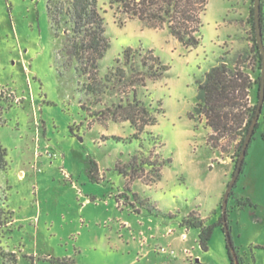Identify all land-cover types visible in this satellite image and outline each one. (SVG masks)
<instances>
[{
	"label": "rangeland",
	"instance_id": "1",
	"mask_svg": "<svg viewBox=\"0 0 264 264\" xmlns=\"http://www.w3.org/2000/svg\"><path fill=\"white\" fill-rule=\"evenodd\" d=\"M53 1L57 10L69 3ZM47 2L0 0V141L9 168L0 173L14 186L19 216L27 217L12 223L7 186L1 187L0 237L14 234L11 246L25 245L34 255L22 264H156L176 254L177 264H232L222 227H214L204 251L195 242L199 230L181 224L190 214L206 225L222 216L218 203L235 171L242 128L223 135L204 114H194L197 81L223 61L249 76L247 100L258 103L263 59L250 19L254 0H208L202 40L193 48L166 27L122 23L110 0H98L111 45L94 79L79 74L76 60L62 51L70 24L57 14L60 24L53 26ZM128 47L137 52L125 59ZM153 58L169 67L157 79L150 77L160 68ZM87 85L100 90L94 95ZM137 102L150 112L140 111L139 123L157 118L143 131L124 119V109ZM258 121L228 200L230 234L243 264H264V104ZM143 161L154 168L143 169ZM149 219L169 225L168 237L154 241L144 226ZM10 250L0 252V264L3 257L16 263Z\"/></svg>",
	"mask_w": 264,
	"mask_h": 264
},
{
	"label": "trees",
	"instance_id": "2",
	"mask_svg": "<svg viewBox=\"0 0 264 264\" xmlns=\"http://www.w3.org/2000/svg\"><path fill=\"white\" fill-rule=\"evenodd\" d=\"M263 1L261 0V20L264 31ZM110 4L111 6H116L118 13L123 16L122 23L126 20L138 19L149 28L166 27L169 33L187 48L199 45L202 40V16L207 10L208 0H110ZM56 7L57 5H55L53 0H48L47 10L53 26L57 28L60 24L57 14H62V17H66V23L70 24L69 30H64L66 43L62 51L70 59L76 60V69L79 74L87 76L89 79H94L99 74L100 62L111 45V40L107 33V23L98 0H69L66 8L61 7L60 10H57ZM251 15L250 19L255 29L254 9H251ZM256 47L260 58L263 59L257 44ZM133 52L137 51L128 47L125 49L123 57L127 59ZM153 59L158 62L160 68L150 74V77L157 79L169 67L161 64L159 58ZM257 83L260 85L261 76L258 78ZM197 84V106L194 107V114L195 111L197 114H204L210 121L209 123L214 131L223 135L231 134L238 128H242V134L240 133L242 137L236 152L237 158L235 162L237 163L243 142L257 111V104L249 106L247 100L250 89L253 86L251 79L240 69L236 67L231 69L227 63L222 61L212 66L203 78L197 81ZM86 90L96 95L100 89L96 86L87 85ZM139 105L137 102L134 105L127 106L124 109L127 112L124 119L129 120L137 131H143L147 125H155L157 118L154 116L142 124L139 123V118L137 117L140 111L145 115L150 114L146 107L140 108ZM118 108H121V105ZM113 118H117L116 113H113ZM258 127L259 121L257 122L256 130ZM6 156L7 151L0 141V169H4L7 166ZM90 165L91 176L93 179H97L99 174L98 165L93 160L90 161ZM153 165L155 164L143 161L140 167L143 169L148 166L154 168ZM136 168L137 166L133 164L132 171L136 170ZM120 171L125 174L122 169ZM157 179H161V174H157ZM232 194L231 192L230 196ZM137 195L136 192L133 193L135 199ZM220 207L222 209V202ZM181 225L199 230L198 244L204 251L208 250L214 227L220 226L225 230L223 216L219 218L217 223L206 225L198 216L194 218V214H190L182 220ZM227 248L231 263L234 264L229 244H227ZM236 254L238 256L237 251ZM238 260L239 264H243L240 257Z\"/></svg>",
	"mask_w": 264,
	"mask_h": 264
},
{
	"label": "crops",
	"instance_id": "3",
	"mask_svg": "<svg viewBox=\"0 0 264 264\" xmlns=\"http://www.w3.org/2000/svg\"><path fill=\"white\" fill-rule=\"evenodd\" d=\"M223 162H229L230 164H232V161L229 160V158H226V160H224ZM7 169L8 168V163H7ZM6 171V169H0V172H3V171ZM231 171V168L229 166L227 172L225 173V175H228ZM25 175H26V171L24 169H21L19 171V174H18V179L19 180H23L25 178ZM1 173H0V188L1 187H6L7 186V198L5 199V206L8 207V209H10L11 211H13V215H14V219L12 221L13 224H16L18 223L19 221L21 222L22 220L26 219L27 217H23L21 218L19 216V211L16 209L15 207V203H14V195L13 193H11V191L14 189V186H9L7 184V182L4 181V179L1 180ZM3 185V186H2ZM223 185H225V181L223 182ZM227 187V186H226ZM15 193V191H14ZM225 193V192H224ZM224 193L220 199V202L218 203V206H220V203L222 202L223 200V196H224ZM28 208H26V212H27ZM26 216L27 213H26ZM29 218V217H28ZM202 219H205L204 217L201 216ZM148 223V229L151 230L152 232V235L155 236L154 237V241L157 240L158 238H161V237H168V227L169 225H167L165 222H163V220H159V221H154L152 219H149L148 221H146V223H144V226L147 225ZM2 232V236L0 237V252L1 254L3 255V249L5 248H8V249H11L10 251H13V253H16V263L15 264H22L24 262V259H28V258H33L34 255L31 254V252L27 251V249H25V245H21L20 248H17V249H14L15 248V244H13V247L11 246L10 242L11 241H8V238H12L14 239V234L11 233V236L9 237L8 236V232ZM189 235V234H188ZM198 237L195 238V242L198 244V241H197ZM134 242H137L136 240ZM118 245H123L122 243L118 242L117 243ZM120 245L118 248H120ZM140 245V244H139ZM199 245V244H198ZM128 246H131V243H128ZM143 249V248H142ZM195 249V248H194ZM145 255L146 257L148 258V263H151L152 262V258H151V249H148V250H145ZM177 255V254H176ZM176 255H171V259H165V260H162L160 262H157L156 264H177L178 263V259L176 257ZM192 259L194 258L196 263H199V259L196 257V256H199V254H196L195 251L192 253ZM25 257V258H24ZM4 259V264H7L5 262V257H3ZM132 264H134V262H132Z\"/></svg>",
	"mask_w": 264,
	"mask_h": 264
},
{
	"label": "water",
	"instance_id": "4",
	"mask_svg": "<svg viewBox=\"0 0 264 264\" xmlns=\"http://www.w3.org/2000/svg\"><path fill=\"white\" fill-rule=\"evenodd\" d=\"M261 0H254V19H255V30H256V42L258 44V47L260 49V52L262 54L263 60H262V71H261V83L259 87V99L257 103V111L254 116V119L252 121L250 130L248 134L246 135V138L243 142V146L241 148V152L238 158V161L236 163L235 171L232 175V178L230 182L228 183L223 200H222V216L224 219V226H225V232L227 235V241L229 246L231 247V250L234 255L235 264H239L238 256L235 251V247L232 242L231 234H230V227L227 221V211H228V200L230 197V194L235 187L237 180L242 172V168L244 165L245 157L247 154V149L249 146V143L254 136L256 125L259 120L260 114L262 112L263 104H264V41H263V27H262V20H261Z\"/></svg>",
	"mask_w": 264,
	"mask_h": 264
},
{
	"label": "flooded vegetation",
	"instance_id": "5",
	"mask_svg": "<svg viewBox=\"0 0 264 264\" xmlns=\"http://www.w3.org/2000/svg\"><path fill=\"white\" fill-rule=\"evenodd\" d=\"M230 250H231V248H230ZM231 253H232V258H233V261H234V264H235V259H234V255H233L232 250H231Z\"/></svg>",
	"mask_w": 264,
	"mask_h": 264
},
{
	"label": "built area",
	"instance_id": "6",
	"mask_svg": "<svg viewBox=\"0 0 264 264\" xmlns=\"http://www.w3.org/2000/svg\"><path fill=\"white\" fill-rule=\"evenodd\" d=\"M164 250V249H163ZM165 251V250H164Z\"/></svg>",
	"mask_w": 264,
	"mask_h": 264
}]
</instances>
